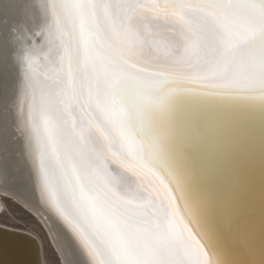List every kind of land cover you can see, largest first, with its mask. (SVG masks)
<instances>
[{"label": "bare ground", "instance_id": "6f19581e", "mask_svg": "<svg viewBox=\"0 0 264 264\" xmlns=\"http://www.w3.org/2000/svg\"><path fill=\"white\" fill-rule=\"evenodd\" d=\"M224 1L0 0V211L6 198L25 208L61 264H197L185 224L211 264H264L251 209L254 198L264 201V102L230 98L264 100V0H232L225 9ZM231 10L241 19L222 20ZM235 34L240 45H233ZM159 83L158 95L171 104L167 120L147 115L149 139L132 100L155 98L143 87L153 92ZM99 88L104 105L124 93L118 101L130 140L112 108L106 106L114 136L90 110L87 95ZM86 111L93 119L86 114L90 122L81 125ZM150 124L168 136L155 142ZM118 144L127 153L118 154ZM181 146L204 166L200 186L216 215L208 232L168 163ZM158 177L183 223L170 224L173 208ZM144 225L170 246H155ZM0 226L35 238L45 264L35 235ZM7 242L0 243V264H22L21 244ZM233 244L241 256L227 249Z\"/></svg>", "mask_w": 264, "mask_h": 264}, {"label": "water", "instance_id": "95a60500", "mask_svg": "<svg viewBox=\"0 0 264 264\" xmlns=\"http://www.w3.org/2000/svg\"><path fill=\"white\" fill-rule=\"evenodd\" d=\"M117 1L118 0H116V2ZM194 1H201L204 5H208L209 7H215V2L212 3V2H210L211 0H194ZM231 2H232V0H225L224 2H222L220 4L225 9L226 6H230ZM217 7H218V5H217ZM231 11L232 12L229 15L225 14V16H223L222 20H224L225 18L227 19V17H228V19L231 18L233 21L241 19L240 18V14H236L238 10H231ZM218 13L222 14L223 12H219L218 11ZM213 23H215V22L213 21ZM222 23H224V24L226 23L227 24V21L226 22H222ZM233 36H234L233 45L235 43H238V45H240L241 41H242L241 36H240V38L238 37L237 34H235ZM233 45H231V50H234ZM238 53L239 52H237V54ZM161 84L162 83L157 84L155 86L156 90L153 91V92L149 91L148 87H143L145 93L148 92L149 94H154L156 92L157 96H155V98L152 97V96L149 97V96L146 95V98H148V100L143 98L142 96L134 97L133 100H132L133 101V105H135V108H136V117H137L136 120H137V123H139V125L141 127L142 136H143V129H145V131H146L145 134L148 132L147 128H146V117H147L148 114H151V115H157L158 114L159 119H161V120H164V119L167 120L168 119V115L167 114L169 113V106L171 104L170 103L171 101L169 103H167L169 97H166V96H168V95H166V96H164L165 94L163 96H161V94L158 95V92L160 91V87L159 86ZM57 85L58 84L56 82H54V86L56 88H58ZM100 90H101V88H99V91H95V90L94 91H90L89 95H87V97L90 99L89 100L90 110L92 112H95V115L101 120V121L100 120L99 121L101 123H103L111 131V129L109 127H112V125H111V122H110L109 112H108V109H107L106 106H108L110 110L112 108L115 111V115H117V117H118V119L115 120V121L117 123V126L119 128L120 133L125 138L130 140L129 129L125 127V125L128 126V123H127V121H126V119L124 117V115L126 113V110L124 109V101L123 102L118 101V99L121 98L124 95V93H122L120 96L114 97L113 100L112 99L110 100L113 103V105L111 107L109 100L104 105L102 100H103V97H104L105 94L103 93L102 90L101 91ZM241 96H243V98H240ZM249 96H251V95H236V96H230V98H232L234 101L235 100L237 101V98H239L238 100H240L241 102L247 101V102H249V104H252L251 102H256V101L264 102V100L253 99V98H250ZM222 99H225V98H222ZM252 100H254V101H252ZM256 103H258V102H256ZM114 105H115V107H114ZM249 108L250 107H247V108L245 107V110L242 111V113H244V114L246 113L244 117L248 116L249 112H247V111L249 110ZM86 114L88 115V117H92V119H93V116H89L88 112L86 111V113L84 112V115L82 114L83 115V119L86 120V121L84 123V120H83L80 123L81 125L82 124H86L87 122H90L89 119L87 118ZM239 115H242V114H239ZM244 120L245 119H243V121ZM149 123H150V121H149ZM150 127H151V129H150L151 130L150 131L151 134L150 133L149 134L152 135V136L155 135V137H152L155 140V142L159 143L160 139H163L164 136L165 137L168 136V133H167V131H165V129H163V131L158 130L159 132H157L156 131L157 128L153 127L151 124H150ZM135 128H136V126H135ZM112 131L115 133L113 127H112ZM112 131H111V133H112ZM160 132H162L161 135H163V136H161L159 134ZM113 136H114V134H113ZM147 137L149 138L148 135H147ZM161 137H163V138H161ZM123 151L127 153V149H126L125 145L120 144V146H119V144H118V154H121ZM124 155H126V154H124ZM192 158L195 160L196 164L198 165V168H199L200 172H203L204 171L203 170L204 166L202 165L201 157L200 156L198 157L197 155H194V156H192ZM203 174H204V172H203ZM202 181H207V180L204 179V178L201 179V182H200L201 186H202ZM249 194H250V198L253 199L251 197V193L250 192H249ZM144 195H146V194H144ZM124 197H125V199L130 200L128 202L130 204H132L134 207H143L144 206V205H142L145 202L143 199L140 200V201L133 202V201H131L130 198H126L125 195H124ZM255 199L256 198L253 199L255 205H254V207H251V209H252L253 216L255 215L260 220V224L257 225V227L255 229V240L257 241L256 248H262L263 252H264V201L262 203H259ZM152 230L153 229L151 227L146 226V225H144L142 227V229H141V231L143 232V234L146 237L148 235H150V237H152L153 239L158 241V242L154 243L155 246H157L159 248H164V246H170V245L164 244L159 239L157 240L158 234H157V232H153ZM16 231L17 230H15V231L8 230L7 228H4V227L0 226V243L6 244L8 246V242L7 241H9V240H17V242H19L21 244V246H19V248H15V250L17 251L22 264H41L40 263L39 245H38L37 240L35 238H33L32 236H30L29 234H26V233H23V232H16ZM162 237L165 240H167V238L164 235H162ZM173 239H175V237H173ZM240 248L241 247L237 246V244H233V245L230 246V248L228 247L227 249L230 251L231 254L236 253L238 251L239 253H237V254L239 256H241L242 252L240 251L241 250ZM10 250L13 251V248H10ZM105 251H104V253H106V254L108 253L109 254L108 251H106V252ZM13 253H14V251H13ZM109 256H110V254H109Z\"/></svg>", "mask_w": 264, "mask_h": 264}, {"label": "snow or ice", "instance_id": "6c2138e0", "mask_svg": "<svg viewBox=\"0 0 264 264\" xmlns=\"http://www.w3.org/2000/svg\"><path fill=\"white\" fill-rule=\"evenodd\" d=\"M168 163L178 177L180 194L183 195L186 203L192 209L197 224L203 232L210 231L216 222L214 201L200 186V171L195 160L185 150V146H181L177 148ZM158 178L160 179L162 190L167 191L173 208L170 224L177 225V222L183 223L179 213L176 211V197L168 190L164 179ZM184 229L187 235L196 241V247L199 250L197 264H211L209 251L205 246L200 244V241L193 234L192 228L185 224Z\"/></svg>", "mask_w": 264, "mask_h": 264}, {"label": "rangeland", "instance_id": "374dc122", "mask_svg": "<svg viewBox=\"0 0 264 264\" xmlns=\"http://www.w3.org/2000/svg\"><path fill=\"white\" fill-rule=\"evenodd\" d=\"M0 224L25 230L35 235L41 242L45 264H61L43 226L19 204L10 198L3 199V211H0Z\"/></svg>", "mask_w": 264, "mask_h": 264}]
</instances>
